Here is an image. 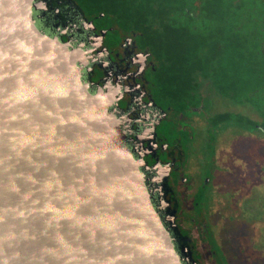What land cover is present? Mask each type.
<instances>
[{
    "label": "flooded vegetation",
    "instance_id": "af4514ba",
    "mask_svg": "<svg viewBox=\"0 0 264 264\" xmlns=\"http://www.w3.org/2000/svg\"><path fill=\"white\" fill-rule=\"evenodd\" d=\"M28 1L115 118L179 262L264 264V0Z\"/></svg>",
    "mask_w": 264,
    "mask_h": 264
},
{
    "label": "water",
    "instance_id": "95a60500",
    "mask_svg": "<svg viewBox=\"0 0 264 264\" xmlns=\"http://www.w3.org/2000/svg\"><path fill=\"white\" fill-rule=\"evenodd\" d=\"M0 264H181L115 118L28 0H0Z\"/></svg>",
    "mask_w": 264,
    "mask_h": 264
},
{
    "label": "rangeland",
    "instance_id": "374dc122",
    "mask_svg": "<svg viewBox=\"0 0 264 264\" xmlns=\"http://www.w3.org/2000/svg\"><path fill=\"white\" fill-rule=\"evenodd\" d=\"M258 207V206H257ZM262 208H264L263 206L259 207V211H262Z\"/></svg>",
    "mask_w": 264,
    "mask_h": 264
}]
</instances>
